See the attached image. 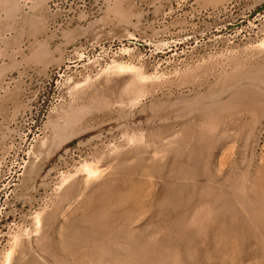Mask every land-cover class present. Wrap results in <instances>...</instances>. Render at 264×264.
Wrapping results in <instances>:
<instances>
[{"label":"rangeland","instance_id":"rangeland-1","mask_svg":"<svg viewBox=\"0 0 264 264\" xmlns=\"http://www.w3.org/2000/svg\"><path fill=\"white\" fill-rule=\"evenodd\" d=\"M262 4L0 0V264H264Z\"/></svg>","mask_w":264,"mask_h":264},{"label":"water","instance_id":"water-1","mask_svg":"<svg viewBox=\"0 0 264 264\" xmlns=\"http://www.w3.org/2000/svg\"><path fill=\"white\" fill-rule=\"evenodd\" d=\"M262 11H264V4H262L261 6H259L256 10H254V11L250 14V16H254V15H256V14L262 12ZM51 91H52V89H51V90L49 91V93L47 94V96H46V98H45V100H44V102H43V104H42V106H41V108H40V111H39V114H38V116H37V118H36V120H35V123H34L33 129H35V128L38 126V124L40 123V121H41L42 115L44 114V112H45V110H46V107H47V105H48V101H49V99H50V97H51V94H52ZM2 194H3V191L0 193V198H1Z\"/></svg>","mask_w":264,"mask_h":264}]
</instances>
